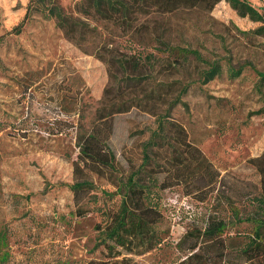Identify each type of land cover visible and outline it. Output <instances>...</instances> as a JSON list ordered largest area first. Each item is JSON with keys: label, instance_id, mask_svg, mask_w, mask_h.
Returning a JSON list of instances; mask_svg holds the SVG:
<instances>
[{"label": "rangeland", "instance_id": "obj_1", "mask_svg": "<svg viewBox=\"0 0 264 264\" xmlns=\"http://www.w3.org/2000/svg\"><path fill=\"white\" fill-rule=\"evenodd\" d=\"M28 1L0 0V254H7L3 264H85L99 258L174 264L187 252L182 241L186 231L203 225L215 191L201 201V193L188 194L187 185L153 186L151 202L156 212L152 215L161 242L141 253L112 242L108 249L100 243V229L107 221L103 211L116 207L119 194L109 176L89 172L80 162L77 140L94 123L99 100L110 84L106 64L96 53L151 54L157 58L147 69L151 84L183 79L185 104L177 105L172 117L220 172L225 186L244 193L238 201L244 206L259 180L250 159L264 151V86L262 91L256 87L259 76L245 65L236 78L224 72L201 83L200 64L194 60L183 73L172 75L153 35L163 33L172 43L197 48L207 57L220 56L221 62L228 57L234 65L249 60L264 70V38L240 32L259 23L238 16L224 0L210 12L197 7L169 12L164 0H148L155 12L141 17L147 24L142 38L139 34L131 38L122 28L99 22L98 35L84 42V51L38 12L27 16L16 33L14 27L23 20ZM78 1L58 0L68 11ZM248 1L264 13V0ZM116 73L125 77L121 69ZM121 87L122 95H117L121 98L133 97L139 90L131 82ZM110 91V96L118 93ZM156 105L158 109L165 106L159 101ZM154 127V116L137 107L112 117L108 145L115 153L120 177L140 164L142 143ZM76 162L80 168L74 171ZM158 169L162 181L165 167L151 170ZM76 178L94 183L81 193L84 214L77 211L69 187Z\"/></svg>", "mask_w": 264, "mask_h": 264}, {"label": "trees", "instance_id": "obj_2", "mask_svg": "<svg viewBox=\"0 0 264 264\" xmlns=\"http://www.w3.org/2000/svg\"><path fill=\"white\" fill-rule=\"evenodd\" d=\"M219 1L221 0H164L169 12L184 7H197L201 11L210 12ZM224 1L238 16L259 23L254 29L242 30L241 33L248 37L257 35L264 38V13L248 0ZM33 12L52 19L66 39L86 51L84 42L98 35L99 22H110L129 33L131 38L138 34L142 38L141 32L146 29L147 24L140 19L155 10L148 0H80L75 3L72 11L63 8L58 0H29L23 20L14 27L16 33L20 32L25 18ZM153 39L172 75L183 73L182 70L194 60L200 64L197 71L198 80L207 83L224 72L230 78H236L245 65H248L253 67L259 76L256 87L262 91L264 70L255 68L252 61L234 65L228 57L221 62L220 56L207 57L197 48L172 43L163 33L153 35ZM96 54L106 64L110 84L104 89L99 100L94 123L89 131L79 135L77 140L80 162L88 167L89 172L103 177L109 176L111 182L116 185L115 192L119 194L116 207H112V211H103L107 221L100 229V243L111 249L112 242L131 253H141L154 248L162 238L152 215V212H156V207L151 202L152 187L164 188L183 184L189 187L188 194L200 192L198 198L201 201H204L211 191H215V197L203 225L186 231L182 241L187 244V252L174 264H264V151L250 159L259 180L247 205L241 206L238 201H241L244 193L240 189L226 187L220 172L200 149L189 141L185 127L172 117V110L179 104H185L182 95L187 91V84L183 79L173 77L170 81L151 84L148 81L150 74L147 69H151L153 62H157V58L151 54L118 56L112 50ZM118 69L123 71L125 77H117ZM127 82H131L139 90L130 98L117 96L122 95L121 84ZM113 89L118 92L114 93L116 96H110V90ZM162 89L165 91L163 97ZM168 95L172 97L169 98ZM158 101L165 105L163 109H158ZM132 107L152 114L155 127L142 143L140 164L123 178L118 175L115 153L109 147L108 140L112 117ZM159 150L164 151L158 153ZM159 154L162 156L159 157L161 162L157 159ZM161 166L165 167V177L162 181L157 176V173L162 171L151 170L152 167ZM79 168V163L76 162L74 171ZM200 182L202 184L198 185ZM221 185L224 188L220 187ZM93 186V181L88 178H76L69 185L79 214H84L81 193L91 190ZM6 260L7 254H0V264ZM124 260L130 259L118 261L99 258L90 259L85 264H128Z\"/></svg>", "mask_w": 264, "mask_h": 264}]
</instances>
